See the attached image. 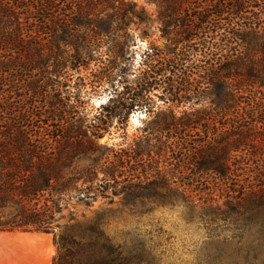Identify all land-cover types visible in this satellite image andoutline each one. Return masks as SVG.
<instances>
[{"label": "trees", "instance_id": "obj_1", "mask_svg": "<svg viewBox=\"0 0 264 264\" xmlns=\"http://www.w3.org/2000/svg\"><path fill=\"white\" fill-rule=\"evenodd\" d=\"M153 1L166 46L148 48L133 70L126 30L146 21L135 3L0 0V232L50 234L71 202L107 193L201 208L213 195L206 187L249 169L240 153L263 154L264 0ZM92 62L96 91L111 97L87 120L84 86L61 78ZM135 110L152 117L142 137L120 151L100 143L116 121L125 132ZM196 127L205 128L198 140L189 135ZM173 156L195 173L163 171L160 161ZM251 186L264 189V179ZM239 193L227 206L247 201ZM54 242L53 264H130L96 225L87 241L66 231Z\"/></svg>", "mask_w": 264, "mask_h": 264}, {"label": "rangeland", "instance_id": "obj_2", "mask_svg": "<svg viewBox=\"0 0 264 264\" xmlns=\"http://www.w3.org/2000/svg\"><path fill=\"white\" fill-rule=\"evenodd\" d=\"M128 1L142 9L146 18L145 23L132 24L126 30L129 35L126 58L131 69L135 70L148 48L153 45L164 48L166 40L160 31L159 4L153 0ZM105 51L106 46L102 49V52ZM96 70L97 64L92 62L88 67L80 68L79 72H70V80L61 78L72 87L84 86L79 105L87 120L97 115L99 108L111 97L110 91H96L99 89L94 86ZM196 108L200 109V106ZM181 111H176L177 118L182 116ZM151 121L152 117L135 110L127 124L122 125L125 132L114 127L118 125L116 121L100 143L116 151L125 149L129 143L144 135L143 129ZM225 127L219 130L214 127L212 132L217 135L225 131ZM124 133L128 136L127 141L123 138ZM170 135L164 133V136ZM189 135L198 140L205 135V128L196 127ZM243 153L239 154V163L249 169L239 170L226 185L215 180L212 187H206V192L213 195L209 202L198 205L201 208L191 209L181 199L176 202V198L164 199L162 195L154 194L146 196L148 198L100 194L95 200H89L87 205L74 200L57 216L50 234L0 233V264H53L57 255L55 238L69 231L78 239L87 241L90 229L95 225L101 227L113 247L122 250L130 264H264V189L251 186V183L260 184L264 179V152L251 156L250 161L244 159ZM130 166L132 171L140 169L135 160ZM160 168L178 178L195 173L176 156L162 159ZM215 187L220 189L212 191ZM236 192H240L238 201L243 198L244 192L249 198L234 207L227 206Z\"/></svg>", "mask_w": 264, "mask_h": 264}, {"label": "crops", "instance_id": "obj_3", "mask_svg": "<svg viewBox=\"0 0 264 264\" xmlns=\"http://www.w3.org/2000/svg\"><path fill=\"white\" fill-rule=\"evenodd\" d=\"M0 233H2V234H9V235H13V234H15V233H21V234H34V235H42L41 233H35V232H27V233H22V232H0ZM31 258H34V257H32V256H30ZM28 259V258H27ZM33 263H34V261H33Z\"/></svg>", "mask_w": 264, "mask_h": 264}]
</instances>
